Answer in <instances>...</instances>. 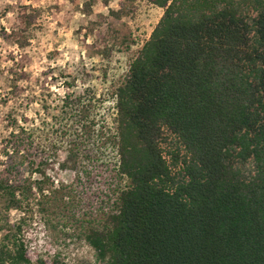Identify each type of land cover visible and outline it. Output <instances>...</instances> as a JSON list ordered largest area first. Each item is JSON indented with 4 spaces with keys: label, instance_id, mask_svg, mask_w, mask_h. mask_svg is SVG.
Segmentation results:
<instances>
[{
    "label": "trees",
    "instance_id": "obj_1",
    "mask_svg": "<svg viewBox=\"0 0 264 264\" xmlns=\"http://www.w3.org/2000/svg\"><path fill=\"white\" fill-rule=\"evenodd\" d=\"M154 3L163 14L115 91L114 130L91 129L93 106L82 94L66 96L54 141L9 117L0 264H44L27 250L26 218L10 225L7 214L46 213L36 197L50 196L38 182H15L16 168L43 177L62 147L80 154L94 135L101 144H90L114 149L113 169L129 181L113 188L114 201L102 200V227L84 233L97 261L264 264V0ZM161 128L185 152L176 174L163 158Z\"/></svg>",
    "mask_w": 264,
    "mask_h": 264
},
{
    "label": "rangeland",
    "instance_id": "obj_2",
    "mask_svg": "<svg viewBox=\"0 0 264 264\" xmlns=\"http://www.w3.org/2000/svg\"><path fill=\"white\" fill-rule=\"evenodd\" d=\"M154 2L0 0L1 161L2 142L13 130L9 117L57 140L61 135L53 131L61 129L66 96L70 100L82 94L92 104L91 129L114 130L115 91L126 82L131 62L163 14ZM161 133L163 158L176 174L185 152L167 129L161 128ZM97 139L84 138L77 155L62 147L42 169L43 177L16 168L15 182H38L35 187L40 185L50 196L36 197L46 213L35 208L32 215L16 210L7 214L10 225L26 218L23 239L34 262L39 258L44 264H101L84 233L102 227V200L114 201L113 188H123L129 181L113 169L114 149L90 144ZM171 154L180 156L178 163Z\"/></svg>",
    "mask_w": 264,
    "mask_h": 264
}]
</instances>
